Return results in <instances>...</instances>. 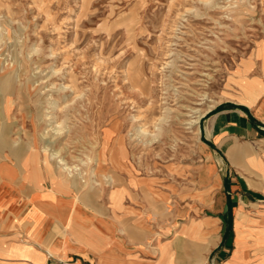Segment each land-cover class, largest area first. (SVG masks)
<instances>
[{
  "label": "rangeland",
  "instance_id": "rangeland-1",
  "mask_svg": "<svg viewBox=\"0 0 264 264\" xmlns=\"http://www.w3.org/2000/svg\"><path fill=\"white\" fill-rule=\"evenodd\" d=\"M256 52L264 0H0V67L25 128L82 189L118 185L110 164L150 173L193 158L203 116ZM248 238L264 243V225L239 232L238 256Z\"/></svg>",
  "mask_w": 264,
  "mask_h": 264
},
{
  "label": "crops",
  "instance_id": "crops-1",
  "mask_svg": "<svg viewBox=\"0 0 264 264\" xmlns=\"http://www.w3.org/2000/svg\"><path fill=\"white\" fill-rule=\"evenodd\" d=\"M242 76L264 85V53L203 116L193 158L150 173L108 162L119 183L94 190L28 133L0 67V264H264V243L235 251L264 225V90L254 98Z\"/></svg>",
  "mask_w": 264,
  "mask_h": 264
},
{
  "label": "bare ground",
  "instance_id": "bare-ground-1",
  "mask_svg": "<svg viewBox=\"0 0 264 264\" xmlns=\"http://www.w3.org/2000/svg\"><path fill=\"white\" fill-rule=\"evenodd\" d=\"M7 64V63H6ZM247 77L246 76H242V78H240L241 79V82H242V84L243 85H245V87H246V89L247 90H249V88H247L248 86H250L249 84V82L248 81H245V79H246ZM243 80V81H242ZM253 83H254V88L250 91V93H252V95L254 96V98H257L258 97V95H260V93L264 90L261 86H260V83H259V81L258 80H254L253 79V81H252ZM53 97V96H52ZM59 97V96H58ZM62 99V98H61ZM58 102V101H57ZM55 103V102H54ZM55 105V104H54ZM209 107V106H208ZM202 111V110H201ZM195 114V113H194ZM193 114V115H194ZM201 117V116H200ZM49 118H51V116L49 117ZM52 119H53V117H52ZM59 119V118H58ZM163 119V118H162ZM168 119V118H167ZM196 119V118H195ZM191 121V120H190ZM54 123H55V129L58 131V133L60 132L61 133V131H62V129H63V127H62V125H61V123H59L58 122V120H56V119H54V121H53ZM192 122V121H191ZM194 122V121H193ZM66 124V123H65ZM53 127V126H52ZM50 128V127H49ZM45 131V130H44ZM57 133V134H58ZM60 135V134H59ZM100 145V144H99ZM53 153H52V156H57V154L59 153V151H57V152H55V151H52ZM57 159L59 160V163H61L60 165H62L63 164V168L66 170V169H68V171L70 172V174H72V175H74V174H78L79 172H74V168L72 169V167H71V165L68 163V161L64 158V157H61L60 155L59 156H57ZM117 160V159H116ZM103 161V160H102ZM97 162H98V160H97ZM119 164V163H118ZM62 167V166H61ZM85 167V166H84ZM97 167V166H96ZM81 170V169H80ZM67 171V172H68ZM81 172V171H80ZM82 173V172H81ZM80 174V173H79ZM87 181V180H86ZM114 181V180H113ZM85 182V181H84ZM94 182H96V181H94ZM85 186V185H84ZM88 186V185H87ZM241 235V234H240ZM254 235V234H253ZM241 237V236H240ZM241 239V238H240ZM245 241H247V240H245ZM248 244V243H247Z\"/></svg>",
  "mask_w": 264,
  "mask_h": 264
},
{
  "label": "built area",
  "instance_id": "built-area-1",
  "mask_svg": "<svg viewBox=\"0 0 264 264\" xmlns=\"http://www.w3.org/2000/svg\"><path fill=\"white\" fill-rule=\"evenodd\" d=\"M59 264H79L75 261H69V260H62L59 262ZM212 264H214V262H212Z\"/></svg>",
  "mask_w": 264,
  "mask_h": 264
}]
</instances>
